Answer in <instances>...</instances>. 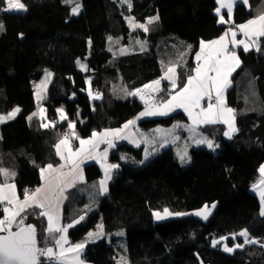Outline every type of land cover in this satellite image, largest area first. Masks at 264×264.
I'll return each mask as SVG.
<instances>
[{
    "label": "trees",
    "instance_id": "obj_1",
    "mask_svg": "<svg viewBox=\"0 0 264 264\" xmlns=\"http://www.w3.org/2000/svg\"><path fill=\"white\" fill-rule=\"evenodd\" d=\"M251 1L250 7L236 4L233 24L257 14V3ZM21 2L26 11H4L7 4L0 0V113L15 105L21 108L14 119L0 126V169L15 173L20 196L41 184L45 165L60 161L56 145L70 120L76 122L78 134L87 137L96 130L123 126L144 108L130 93L164 73L156 45L166 43L172 49L169 39L188 41V66L192 67L201 41L218 37L229 26L219 22L217 0H130L131 8L122 0H80L78 15H72V5L65 0ZM155 14L159 18L149 23L148 31L133 30L128 24V16L146 22ZM130 35L146 38L151 46L119 55L108 49L110 37L128 43ZM258 49L238 51L242 63L227 90V101L237 113L238 131L231 138L217 136V149L193 147L191 160L184 165L168 147L142 164L143 147L122 142L110 154L119 168L105 193L97 192L92 184L102 177L100 165L84 164L87 181L68 191L63 207L66 224L84 217L69 229L72 242L102 220L106 236L124 231L131 264H264V215L251 189L264 163V37L259 38ZM164 51L161 47L159 52ZM79 59L86 60L85 70L78 68ZM44 68L55 73L45 100L46 119L32 116L29 120L36 108L32 80ZM87 77H93L96 96L86 92ZM183 82L181 75L178 83ZM61 107L68 116L64 121L58 120ZM178 118L186 115L176 111L146 118L141 124L169 125ZM124 154L129 160L123 159ZM3 177L0 174V181ZM214 203L205 220L191 213ZM164 209L184 215L156 219L155 211ZM29 212L40 213L38 207H31L22 216ZM38 217L43 227L38 228L40 245L45 248L55 243L57 233L49 235L46 218ZM245 230L259 243L232 253L220 244L213 247L214 239ZM106 236L85 245L82 256L86 261L115 264L118 254ZM239 240L228 237L227 243L234 246L244 238ZM40 264L54 263L42 256Z\"/></svg>",
    "mask_w": 264,
    "mask_h": 264
},
{
    "label": "snow or ice",
    "instance_id": "obj_2",
    "mask_svg": "<svg viewBox=\"0 0 264 264\" xmlns=\"http://www.w3.org/2000/svg\"><path fill=\"white\" fill-rule=\"evenodd\" d=\"M7 7L4 8V11H26V5L21 2V0H5ZM66 3H71L72 0H65ZM128 3L129 8H131L130 0H125ZM237 3L247 4V0H217V4L219 5L215 11L219 15L220 23H229L232 21L233 9L234 5ZM80 5L77 4L75 7L71 9L72 14H78ZM226 9V14L228 16V20L226 21L224 15L221 14V10ZM130 22H131V18ZM158 17H152L149 19V23H152L154 20H157ZM234 23V22H233ZM134 27L143 28L144 31H148V28L144 24H134ZM236 28L240 30V32L248 38L249 43H246L245 40H237L236 39V31L229 29V31L225 32L224 35L219 37L217 40H213L208 42L207 44L204 41H201V49L200 52L196 54V60L200 61L204 60L202 65H199L194 69L196 75L189 76L187 78V82L183 85L180 91L171 97L170 100H167L162 105V111H145L140 115H167L168 111L174 110L175 108H183L184 111L188 114L189 118L192 119L193 124H216L223 123L228 125V131L224 133L225 136H229L234 131H236L234 127V116L233 109L225 106V101L223 98L224 90L229 86V76L237 67L240 65V60L236 55L235 51H230L228 48L227 37L229 36V32H231V44L233 48L242 45L245 52L249 50L250 45L256 44V41L260 37H264V15L259 16L255 19H250L244 24L235 25ZM3 30V25L0 24V31ZM111 39V38H109ZM257 50H259L257 48ZM174 68H169L168 72L174 73ZM210 73H214V75H210ZM168 78L167 76L162 77V79ZM160 80H156L152 82V85L159 86ZM152 85H145V88H151ZM172 87H176L175 80H172ZM159 90L158 87L157 89ZM141 90H137L136 93H130L132 95L139 94ZM215 91V103L209 102L207 107L201 106V100L205 97L208 98L209 101L212 100V92ZM91 95V93H90ZM199 109V111H196ZM20 111L19 108L14 109L12 112H9L7 115H0V123L5 122L9 119H14L16 114ZM44 110L41 109V112ZM33 116L36 113L32 114ZM139 117H137L138 119ZM29 120L32 119V116L28 117ZM61 119H66V117L61 113ZM134 120L128 121L127 124L124 125L125 128H128L129 125L134 124ZM44 127H48L47 124L42 125ZM71 126V125H70ZM122 131L121 129H117L114 131H106L105 133L100 134L101 136H107L109 134H119ZM97 133H93V137L97 136ZM123 138V137H122ZM105 142V141H101ZM199 143H207L209 148L213 147V143L210 140H197ZM63 144H67V138L61 141ZM81 145L84 144H92L95 147V144L92 141H80ZM109 147H114V145L108 141ZM57 152L59 154L60 145H56ZM82 150V149H81ZM77 153L69 152L70 156L78 155ZM107 153L105 152V158ZM64 158L63 156L61 157ZM147 158V156H146ZM180 160L182 163H187L190 161V157L187 156V152L185 151L183 155H180ZM63 167V166H61ZM118 165H108L107 169L117 168ZM106 169L105 176L109 177V173ZM45 171L57 172L58 169L53 168L51 164L47 165V169H41V173ZM260 172L264 175V165L261 166ZM0 174L5 175H14V173L9 174L7 170L0 169ZM60 177H53L49 181V194L44 195V200L48 201L47 210L41 211L39 213L40 216L47 217L48 226L46 231L49 235L54 233H67L68 228L74 226L75 223H79L80 220H83L84 217L81 216L79 220L74 221V224H68L67 226L60 227L58 226L56 221V205L52 202L55 198V192L53 189L55 187H59ZM101 187L103 191H107L105 187V180L100 181ZM256 187L255 185L253 186ZM15 186L4 183L0 185V203L7 201L8 205H13L12 208L4 207V219H0V232L7 233L6 235H0V264H40V257L43 256L49 260L55 258L59 264H65L67 261L68 253H75L73 259L78 260L79 258V250H82L84 244H76L70 248H64V244H66L67 237L66 235H61L59 238H55V246L60 249L59 253H56L53 248L45 247L39 248L37 247V239H36V228L34 225H26L24 227H19L17 231H12V225L16 221V218L21 215L22 212L25 211L26 207L32 206L34 204L36 207L44 209L45 204L38 201L37 197L42 193L43 189L38 188L35 192L30 195L26 192L24 201H18V198L15 195L14 191ZM5 189H9L10 193H6ZM63 189H61L62 195ZM261 202L264 204V190L260 191ZM31 202V203H29ZM58 203V200H57ZM215 205H212L211 208L208 205H205L204 208L197 211L195 214L198 216H202L204 219L208 218V215L211 213L212 208ZM173 215V213L169 212L168 209H164V214L161 215L159 212H155L154 216L159 219H164L167 216ZM175 215H184L183 213H175ZM261 215H264V208H262ZM20 224H23V219L20 220ZM101 230L103 228L102 225L98 226ZM93 233H89V236H93ZM118 235H123V233H118ZM239 236L244 237L243 243H237L233 247H229L227 244L224 245L223 250L229 253L234 252L236 249L243 248L246 244L250 243H259V241H255L251 239L247 231H242L238 234ZM236 234H233V239H235ZM227 237H221L220 240H213V247H216L220 244L221 241L227 240ZM82 264V262H80Z\"/></svg>",
    "mask_w": 264,
    "mask_h": 264
},
{
    "label": "crops",
    "instance_id": "obj_3",
    "mask_svg": "<svg viewBox=\"0 0 264 264\" xmlns=\"http://www.w3.org/2000/svg\"><path fill=\"white\" fill-rule=\"evenodd\" d=\"M255 3H257L254 6V8L257 9V14L254 17L250 18V19H255V18H258L261 15H264V0H255V1H253V5ZM245 5L247 7L252 6V1L251 0H247V4H245ZM217 6H219V5L217 4ZM235 6H236V4L234 5V8H235ZM233 12H234V9H233ZM221 14L224 15V18L227 21L228 20V16L226 14V9H222L221 10ZM218 19H220L219 15H218ZM232 21H233V16H232ZM247 21H244V22L239 23V24H233L232 22L223 23V24H229L227 29L221 35H219L218 37H216L214 39H211V40H204V42L207 44L210 41L217 40V39H219V37L224 35L225 32L229 31V29H232V30L236 31V33H237V35H236V39L237 40H245L246 43H249L248 38L245 37L240 32V30L235 27V25L244 24ZM226 39L229 42L228 43L229 50L230 51H235L236 55L238 56V58L240 60V65H241L242 61H241V58H240V55H239L238 51L240 49L244 50L243 46L240 45V46H237V47L233 48V46H232V44L230 42L231 41V32H229V36ZM258 40H259V38H258ZM258 40L256 41V44L250 45L249 50L252 49V48H258ZM200 49H201V43H200V47H199L198 51L193 56V62H194L193 66L192 67L189 66V69H186V72L184 71L182 66H180L182 64L171 63L169 66H170V68H174L175 69L174 73H167L168 68H169V66H168L167 70L161 76V78H162V77H165V75L169 74V75H167L168 78H165L162 81H160L159 86L152 85V82L156 81V80H159V78L151 80V81H149L147 83L152 85L151 88L157 89V87H158L159 90L164 85H166L165 83H168L169 84L168 87L171 89L170 93L172 92L170 94V96H171L172 94H174L175 91H177L179 89V87L183 86L187 82V78L190 75L191 76H195L196 75L194 69L198 66V64L202 65L204 63L203 59H201L200 61L196 60V54L198 52H200ZM237 68H239V67H237ZM237 68L235 70H237ZM234 72L235 71H233L231 73V75L229 76L230 84L224 90V94H223V98H224V101H225V106L228 107V108H231L233 110H234V107H232L227 101V90L229 89V87L231 85V77H232V74ZM181 75L184 76V82H183V84L180 85V84H178V81H179ZM210 75H214V73H210ZM172 80H175V83H176V87L175 88L172 87ZM144 86H145V84H144ZM155 91H157V90H154V92ZM175 94H177V92ZM215 96H216L215 91H213L212 92V100L209 101L208 98L205 97L204 99L201 100V102H202L201 106L206 108L209 102L215 103ZM169 97L167 99L164 98V100L159 105H149V106L146 104L145 100L140 97L142 99V100L141 99L140 100L144 103V108L135 117L130 119V120H134L135 123L132 124V125H129L128 128L124 127V125L128 123V121H127L121 127L104 128V129L98 130V131L96 130L94 132L97 133L98 135L95 136V137H93V133L94 132L90 136H87V137H82V136L78 135V138L76 139L77 140L76 147L72 146L71 141L69 139H67V141H68L67 144L61 143V141L65 139L64 137L62 139H60L57 142V144L60 145L59 154H58L57 148H56V152H57V155H58L60 161L58 163H56V164L49 163V164H51L53 166V168L58 169V171L57 172L45 171L43 173V175L41 173V177H42L41 184L39 186H37L36 188L30 189V190L27 191V193L30 195L31 193L35 192V190L38 189V188L43 189L42 193L37 197V200L42 202V203H44L45 204V208L44 209L38 208L39 211L41 212V211L47 210V205H48L49 202L44 200V195L45 194L51 195V193L49 192V188H50L49 181H50L51 178L59 176L60 177L59 187H55L53 189V191L55 192V198L53 199L52 202L56 205V221H55V223L58 226H60V227L67 226L68 224H74V222L66 224L63 221V207H64V204L66 202L67 196H68V191L71 188H73L74 186H76L78 183H84V182L87 181L86 180L85 170H84V164L86 162H96L101 167V164L105 163L108 160V157H110V154L115 149V147L118 144L122 143V142L128 143V144H130V145H132L134 147H139V146L143 147V156H142V159L140 161L142 164L145 163L146 161H148L149 159H151L152 157L156 156L157 155L156 153H160L161 151L159 149L162 148L164 150L165 148H168V147H172L174 149V152L176 153L177 157L180 160V157H179V155L177 153V150L174 148L173 144H168L166 146H157V141H159V139H158L159 133L163 130L162 129L163 127H161V126H167V125L158 124V125L151 126V127H144L141 124V121L146 119V118L163 117V116H167V115L173 113L172 112L173 110H171V111H168L167 115H144V116L140 115L142 112H145V111H162L163 110L162 105L164 104L165 101L169 100ZM177 109L181 110L182 108H175L174 110H177ZM181 111H183V110H181ZM137 117H139V118L137 119ZM40 118L41 119H46V112H45V116L40 117ZM234 118H235L234 119V127H235L236 131L232 132L230 134V136L236 134V132L238 131V125H237L236 117L234 116ZM58 120L59 121H64L65 119H61V118L59 119L58 118ZM188 120L185 121V124L188 125V126L182 128V129H183V132L185 133V136H186L187 141H188V145L185 148L184 152L185 151L187 152V156L190 157V160H191V156H190L191 148L197 147V146H205V147L209 148L207 143H199L198 144L196 142L197 140H202L203 139V140L212 141L213 147L210 148V149L215 150L219 146V141L217 140V138H218L217 136H223L225 138H229V136H225L224 135V133L229 130L228 129V125H226V124H223V123L193 124V121L189 120V122H188ZM69 128H70V124H69ZM117 129H121L122 131H120L119 134H109L107 136H101L100 135L102 133H105L106 131H114V130H117ZM74 136L75 137L77 136V134L75 132H74ZM81 140L92 141L95 144V147H93L92 144L81 145V143H80ZM101 141H105V142H101ZM108 141H110L114 145V147H109ZM137 145H139V146H137ZM78 150H80L78 155L70 156V154H69L70 151L72 153H77ZM157 151H160V152H157ZM105 152L107 153L106 158H105ZM147 153L149 155H154V156H150L151 158H146V154ZM62 156L64 157L63 159L61 158ZM128 156L129 155L124 154L123 155V159L129 160ZM110 162H111L110 163L111 165H118V167L117 168H113V169H107V166H105L104 168L101 167V169L103 171L102 177L99 180L94 181L92 183L93 186L95 187V190L97 192H100V193H105L106 192V191L102 190L100 181L101 180H105V187L108 189L109 184L112 181V178H113V175H114L115 171L119 168V164L117 162H112L111 160H110ZM189 162H187V163H189ZM49 164H47V165H49ZM47 165H45L42 169H47ZM262 165H264V163H262L260 165L259 171H258V176H257L256 180L253 182V184L251 186L252 191L260 199V203H261L260 212H262V208H264V204H262L261 197H260V191L264 190V175H262L261 172H260V168H261ZM61 166H63V167H61ZM106 169H107V171L109 173V177L110 178H106V176H105L104 171H106ZM5 170H7L9 174L12 173V171H10L7 168H5ZM3 176L4 177L0 181V185H3L4 183H7L9 185H14L15 186L14 191H15L16 197L18 198V201L23 202L25 195L24 196H20V194L18 192V188H17L16 182L14 181L15 173H14V175H8L7 177L5 175H3ZM254 185L256 186L255 188L253 187ZM61 189H63L62 195H61ZM5 192L6 193H10V190L9 189H5ZM57 200H58V203H57ZM29 203H31V202H29ZM2 204H3V209H4V207H6V205H7V201L3 202ZM31 207H36V206L34 204H32V206H30V208ZM9 208H11V207H9ZM27 208H29V207H26L25 210ZM4 216H5V214H4ZM29 216H31V215H29ZM32 218H34V216ZM45 218L47 220V217H45ZM21 219L22 218H20V216H18L16 218V222L19 223ZM23 222H25V221H23ZM100 222H101V220L98 223H100ZM98 223L96 224V226L94 228H96L97 226L100 225V224L98 225ZM46 226H48V221L46 222ZM46 229H47V227H46ZM69 229L70 228H68L66 234L65 233H57V238H59V236H61V235H66V237H67V241L68 242L66 244H64V248H70V247H72V246H74L76 244H84V247H85V245L88 242L91 241L90 239L87 238V236H89L88 233L91 232V230L93 228L90 229L86 234H84L76 242H72L71 241V239L69 237V233H68ZM104 236H106V235H104ZM104 236H101V237H104ZM106 238L111 243H113L114 240L117 237H116L115 233L114 234L112 233V234L107 235ZM48 247L53 248L56 253H59V251H60V249L55 246V243L53 245H51V246H48ZM84 247H83L82 250H79V258H78V260L73 259V256L75 255V253H68L67 254L68 259L65 262V264H80V262H82V264H93L91 262L86 261L83 258L82 254H83V251H84ZM115 248H116V246H115ZM57 263H59V262L56 260V264Z\"/></svg>",
    "mask_w": 264,
    "mask_h": 264
},
{
    "label": "rangeland",
    "instance_id": "obj_4",
    "mask_svg": "<svg viewBox=\"0 0 264 264\" xmlns=\"http://www.w3.org/2000/svg\"><path fill=\"white\" fill-rule=\"evenodd\" d=\"M122 1L125 2V0H122ZM70 4L72 5V8L75 7L77 4H79L80 5V8H79L78 14L81 12L82 6H81L80 0H72V2ZM20 11H24V10H20ZM71 13H72V11H71ZM78 14H75V15H78ZM72 15H74V14H72ZM152 17H158L159 18L158 14H155L153 16H150L146 22H138V21L134 20L133 16H128L127 17V20H128L129 26L133 30H137L139 27H134L133 26L134 24H144L148 28V26H149V22L148 21ZM129 18H131V22H130V19ZM154 21H156V20H154ZM127 39L129 40L128 43H123L122 40H121V38H113L112 37L111 39H109L108 49L110 51L116 53L117 55H119V54H126V53H129V52L139 51V50H145V49H148L151 46V43L146 38L143 39V38H140L139 36L132 37L130 35V36H128ZM169 40H170V43H171L170 46L172 47V49L168 48L169 45L166 44V43L165 44H158V45H156V50H157V52L159 54V58H160V60H161V62L163 64V67L165 68V71L167 70L168 66L171 63H178V64H182L180 66H182V68L186 72V69H189V66L188 65H189L191 44L188 41L183 40L182 38H179V37H175V38H172V39H169ZM161 47H163L165 49V51L163 53L162 52H159L160 49H161ZM78 68L80 70H85L87 68V62H86V60L79 59L78 60ZM169 68H170V66H169ZM167 73H170V72L167 71ZM167 75H169V74H167ZM167 75H165V76H167ZM54 79H55V73H54V71H52L49 68H44L42 75L39 78H34L32 80V87H33V90H34V96H35V101H36V108L30 114V116H33L32 115L33 113H36L35 116H38V117L45 116V112H46L45 100L47 98V95H48L50 86L55 81ZM92 79H93V77H87L86 78V81H87L86 92L89 93V94L91 93V97L96 96V93L94 92L93 86H92ZM159 80L160 81L163 80L161 78V76L159 77ZM145 85H151V84L146 83ZM182 87L183 86L179 87V89L177 91H175L174 94H172L171 96H170V94L172 92L169 93V95L166 97V99L170 96L169 97V100H170L171 97L174 96V95H176L175 93L176 92L178 93ZM138 89L141 90V91L139 92V94H136L134 96H138L139 98L140 97L143 98L145 100V102L147 103L148 106L149 105H153L152 103L155 101L156 96L159 94V90H157V91L154 92V89L153 88H145V86L142 85V86L134 89L132 91V93H136V91ZM157 105H159V104H157ZM201 105H202V102H201ZM16 108L21 109L20 106L15 105L8 112H6V113H0V115H7L9 112H12ZM41 109H43L44 111L41 112ZM181 110H183L182 112L186 115V118H180V119L178 118V119L174 120L173 123L170 124V125L161 126V127H163L162 128L163 130L159 133V137H158L159 141H157V146H166L168 144H173L174 148L177 150V153H178L179 157H180V155H183L184 154V150H185V148L188 145L187 138H186L185 133L183 132V129L182 128L188 126V125L185 124V121H187L188 119L190 121H192V119L189 118L188 114L184 111V109L182 108ZM181 110H178L177 109V110H173L172 112L174 113L176 111H181ZM196 111H199V109H197ZM18 113L16 114V116L18 115ZM61 113H63V115L65 117L67 116V114L65 112V109L63 107L59 108V110H58V118L59 119L61 118ZM233 114H234V111H233ZM233 116H235V115H233ZM67 118H68V116H67ZM9 120H11V119H9ZM189 120H188V122H189ZM6 121H8V120H6ZM1 124L2 123H0V126H1ZM69 124L71 126H70V128L69 127L68 128L71 129L73 132H75L77 134V136H76V139H77L79 134L76 131V122L70 120L69 121ZM73 132H72V134H74ZM71 137H72V135H71ZM62 138H63V136H62ZM76 145H77V140H76ZM137 146H139V145H137ZM159 150L162 151L163 149L161 148ZM160 151H157V152H160ZM156 154H159V153H156ZM146 156H147V158H151L150 156H154V155H149L147 153ZM110 163H111L110 162V158L108 157V160L105 163L101 164V167L104 168L105 166L111 165ZM187 164L188 163H185L184 165H187ZM105 172L106 171H104V173ZM206 205H208L211 208L212 205H216V204L214 203V204H206ZM204 206L205 205H203V206H201L199 208H196V209L192 210L191 213L194 214L195 216H197V217L205 220L202 216H198V215L195 214L197 211H199L202 208H204ZM6 207H11L12 208L13 205H8L7 204ZM29 208H27L26 210H28ZM96 208H97V205L94 206V210H96ZM214 208H212L211 212L213 211ZM155 212H159V213H161V215L164 214V210L163 211L157 210ZM169 212L173 213V215H170V216H177V215H175V212L170 211V210H169ZM29 215H31V216H29ZM38 215H39V213L37 214V213H30L29 212V213L24 214V216H22V213H21L20 216H22L23 221H26V222H29V221L32 222L33 221V223L40 230H42V228H43L42 227V222H41L40 218L38 217ZM209 215H208V217H209ZM33 216H34V218H32ZM170 216H167V217H170ZM19 223H17L15 221L13 223V225H12V228L14 226H19L20 225ZM99 224L103 226L102 230L97 226L96 228H93L91 230V232H89V233H93L94 235L91 236V237L90 236H87V238L90 239L91 241L96 240V239H99V238H101V236H104L105 235L103 221L101 220V222L98 223V225ZM114 233H115V235L117 237L114 240V245L116 246V251H117V254H118L115 264H131L130 263V260H129V257H128V254L126 252V240H125L124 231L123 230H120V231H117V232H114ZM118 233H123V235H118ZM239 233H235L236 234L235 239H238L239 240V238L242 237V236H239L238 235ZM225 237H227V238L228 237H232L233 238V234L232 235H229V236H225ZM214 240H220V238H216ZM237 243H239V242L237 241ZM225 244H227L229 247H233V245L230 246L227 243V240L220 242V245H221L222 248L224 247ZM203 264H206V263H203Z\"/></svg>",
    "mask_w": 264,
    "mask_h": 264
},
{
    "label": "built area",
    "instance_id": "obj_5",
    "mask_svg": "<svg viewBox=\"0 0 264 264\" xmlns=\"http://www.w3.org/2000/svg\"><path fill=\"white\" fill-rule=\"evenodd\" d=\"M168 90H170V88H168L167 86L164 85V86L159 90V94L156 96V99H155V101H154L152 104H153V105L160 104V103L164 100V98H166V97L169 95L170 91H168ZM146 104H147V103H146ZM234 114H237L235 109H234ZM235 116H236V115H235ZM72 132H73V131H72L71 129L67 128V129L64 131V133H63V137L69 139V140L71 141L72 146H73V147H76V137L74 136V134H72ZM73 133H74V132H73ZM71 135H72V137H71ZM232 137H233V136H232ZM50 263H54V264H56V259H55V258L51 259V260H50Z\"/></svg>",
    "mask_w": 264,
    "mask_h": 264
},
{
    "label": "water",
    "instance_id": "obj_6",
    "mask_svg": "<svg viewBox=\"0 0 264 264\" xmlns=\"http://www.w3.org/2000/svg\"><path fill=\"white\" fill-rule=\"evenodd\" d=\"M29 224H31V225H34L35 226V228H36V239H37V247H39V248H43L41 245H40V235H39V232H38V227L33 223V222H31V221H29V222H23V224H20L19 226H17L16 228H14V229H12V231L13 232H15V231H17L18 230V228L19 227H24V226H26V225H29ZM7 233H4V232H1L0 233V235H6ZM42 257V256H41ZM40 257V258H41Z\"/></svg>",
    "mask_w": 264,
    "mask_h": 264
},
{
    "label": "clouds",
    "instance_id": "obj_7",
    "mask_svg": "<svg viewBox=\"0 0 264 264\" xmlns=\"http://www.w3.org/2000/svg\"><path fill=\"white\" fill-rule=\"evenodd\" d=\"M136 97H138V96H136ZM139 98V97H138ZM139 99H141V98H139ZM142 100V99H141ZM236 117V116H235Z\"/></svg>",
    "mask_w": 264,
    "mask_h": 264
},
{
    "label": "bare ground",
    "instance_id": "obj_8",
    "mask_svg": "<svg viewBox=\"0 0 264 264\" xmlns=\"http://www.w3.org/2000/svg\"><path fill=\"white\" fill-rule=\"evenodd\" d=\"M168 91H170V90H168ZM233 115H237V114H233Z\"/></svg>",
    "mask_w": 264,
    "mask_h": 264
}]
</instances>
